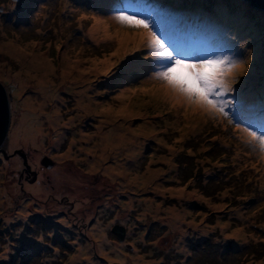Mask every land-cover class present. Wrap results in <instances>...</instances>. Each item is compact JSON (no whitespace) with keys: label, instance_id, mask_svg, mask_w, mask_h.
Returning <instances> with one entry per match:
<instances>
[{"label":"rangeland","instance_id":"obj_1","mask_svg":"<svg viewBox=\"0 0 264 264\" xmlns=\"http://www.w3.org/2000/svg\"><path fill=\"white\" fill-rule=\"evenodd\" d=\"M176 1L185 14L169 0L149 14L127 12L160 32L175 20L171 28L205 45L187 59L243 63L222 97L226 117L170 102L145 39L122 51L116 39L87 35L98 16L112 31H143L113 18L125 11L119 0H0V83L11 96L0 151V264H264V160L244 131L264 134L251 118L264 105L251 107L264 84V10L248 0L217 8L200 0L205 9L193 14L196 2ZM240 1L247 10H236ZM78 72L81 83L72 84ZM113 129L132 139L120 143L114 132L102 140ZM104 148L118 158L101 159ZM171 210L181 213L178 224Z\"/></svg>","mask_w":264,"mask_h":264},{"label":"snow or ice","instance_id":"obj_2","mask_svg":"<svg viewBox=\"0 0 264 264\" xmlns=\"http://www.w3.org/2000/svg\"><path fill=\"white\" fill-rule=\"evenodd\" d=\"M113 18L121 25L143 29L142 38L146 39L153 60L159 64L154 77L165 82L178 101L198 107L213 118L228 116L225 110L227 102L222 97L234 91L235 73L243 70L242 62L226 56L187 59L181 48L162 38L158 24L127 11H120ZM244 131L250 137L249 143L258 145L264 152V134L248 129Z\"/></svg>","mask_w":264,"mask_h":264},{"label":"bare ground","instance_id":"obj_3","mask_svg":"<svg viewBox=\"0 0 264 264\" xmlns=\"http://www.w3.org/2000/svg\"><path fill=\"white\" fill-rule=\"evenodd\" d=\"M87 35L90 38H95V39H99V40H104V39L115 40L116 39V41L119 42L122 51H124V49H127L128 45H130V44L133 45V48H135L137 46H140L141 45L140 43L144 40V38H142L143 31H141V32H139V31L131 32L127 27H124L123 30L122 29H120V30L116 29L115 31H112L110 29L109 22L105 19L104 16H98V17L94 18V22H92V26L88 29V34ZM215 42H216V37L215 38H211L210 46H211V50H212L213 53H217L218 45H214ZM144 43H147L146 39H145ZM182 47H185V46H182ZM193 52H194L193 57L196 56V54H198V50L193 51ZM111 59H112V56L106 57V59L104 60V63H103L105 68H108L110 65H112ZM157 69H159V67ZM47 73H48V76H49V71H47ZM64 77L66 79L69 78V77H72V73L67 72V73L64 74ZM78 77L79 78H76L75 80H73L74 82H72V84L81 83L80 80L82 79L83 76H81L80 72H78ZM39 86H41V84ZM163 90H164L163 93H165V95L166 94L168 95L166 98L170 99V102L177 101L176 96L173 93L170 92V90L168 89V87L166 85H165V88ZM47 91L51 92V96H56V94L58 92V90H46L45 93ZM247 100H248V98H247ZM179 101H181V103L183 102V100H179ZM39 106L43 107L42 104L39 105ZM252 120H253V122H255L254 118H252ZM258 125H261V124L258 123ZM34 127H35L34 131L39 129V127H37V124L33 125L32 129ZM262 128H264V126L263 127H259V129H262ZM100 130H102V129H100ZM123 130H125V129H113L112 131H108V133L106 134V138H102V140H106V141L108 140L109 141V137L112 136L113 133L115 132L116 134H118L117 136H118V139L120 140L119 142L120 143L124 142L125 144H127L129 142L130 138H131L130 135H128V133H131V132L128 131V130H125L126 131V133H125ZM99 133L102 135V137H105V134H104L103 131H100ZM39 136L41 137L42 135H39ZM115 140H117V138ZM102 146L108 147L107 144H104V143H103ZM252 146L256 147L257 149H259L258 145H254L253 144ZM138 148H139V146H134L133 149H129V150H130V152L134 153L133 150L138 149ZM106 149L107 148L102 149V153L100 155L98 154V156L101 159H105L107 157V155H111L114 159L118 158V155L114 151L109 152ZM248 149H250V147H248ZM257 149H256V151L260 152V150H257ZM99 151L100 150L98 149L97 152H99ZM242 151H243L242 147H237L236 148L235 155L238 156V158L235 157L234 160H238L239 161V156H244L242 154ZM259 156H260V160H264V152L260 153ZM99 157H95L94 158L96 160V161L93 160L94 164H96V162L100 161ZM249 162H251V161H248V163ZM263 163H264V161H263ZM241 164H244V162H241ZM251 164H252V162H251ZM255 166H258V165H255ZM107 169H109V168H106V171H107ZM263 177H264V174H263ZM262 182H264V180ZM169 213L172 216L170 218V220L174 224H178L179 223L178 217L181 216V213L177 212L176 210H171Z\"/></svg>","mask_w":264,"mask_h":264},{"label":"trees","instance_id":"obj_4","mask_svg":"<svg viewBox=\"0 0 264 264\" xmlns=\"http://www.w3.org/2000/svg\"><path fill=\"white\" fill-rule=\"evenodd\" d=\"M121 3H122V7L123 9H125V11H128V12H132V13H141L139 12V10H143L145 7L146 8V12L147 14H149L151 11H154L157 10V8H160L159 4L157 3L158 0H154L151 2V0H119ZM200 0H186L185 3L189 4V3H193V2H196V7H197V10H195V13H197V11L199 10L201 13L202 10L205 9V5L204 7L201 4V1L198 2ZM204 1V0H203ZM145 3H150L148 6H145ZM178 2L176 0H169V3L167 5H170L171 8L173 9V11H175L178 15H182V14H185L184 12H181L182 9H179L178 6H176ZM238 4H236L235 2V6H236V10L240 9L243 11L247 10V6L244 2L240 1V2H237ZM225 6H231L232 3L229 1V0H216V3L214 5V7L216 6L217 7H224ZM203 8V9H202ZM246 8V9H245ZM202 9V10H201ZM215 10V9H214ZM198 11V12H199ZM175 12H167V14H165L166 16H173V14ZM259 12V11H258ZM155 18V17H154ZM191 20H203V17L202 16H199L197 18H191ZM175 25V20H170V22L167 23V28L165 30H162L161 33L164 35L163 38L165 39H168V37H175L178 41H187V40H190L191 39V35L186 32V31H181V30H178V29H174V28H171ZM191 43V42H190ZM193 45H196V43H191ZM197 47L200 48V44H197ZM264 102V84L261 85L259 88L256 87L254 88V93L252 94V102L251 103H254L251 107H258L256 106L257 104H261ZM260 108H255L256 111H254V113H251L252 114V117L251 118H255V122H253L254 124L258 125L261 124L262 126H264V123L262 124L261 122H263V118H264V105L263 106H259ZM21 256H26V254H21Z\"/></svg>","mask_w":264,"mask_h":264},{"label":"water","instance_id":"obj_5","mask_svg":"<svg viewBox=\"0 0 264 264\" xmlns=\"http://www.w3.org/2000/svg\"><path fill=\"white\" fill-rule=\"evenodd\" d=\"M247 1V0H245ZM249 3L255 7L264 10V0H248ZM11 96L7 93L6 87L0 83V151H3L4 143L7 139V134L10 126L11 119ZM120 228H115V231L119 233Z\"/></svg>","mask_w":264,"mask_h":264}]
</instances>
